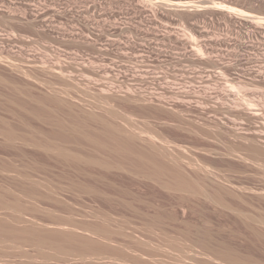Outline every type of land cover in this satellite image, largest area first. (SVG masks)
I'll return each instance as SVG.
<instances>
[{
  "label": "rangeland",
  "instance_id": "rangeland-1",
  "mask_svg": "<svg viewBox=\"0 0 264 264\" xmlns=\"http://www.w3.org/2000/svg\"><path fill=\"white\" fill-rule=\"evenodd\" d=\"M157 1L0 0V264H264V27L250 22L264 21L240 17L264 0ZM104 120L165 144L135 149L167 176L130 172L136 159L104 168L119 158L73 139Z\"/></svg>",
  "mask_w": 264,
  "mask_h": 264
},
{
  "label": "bare ground",
  "instance_id": "bare-ground-1",
  "mask_svg": "<svg viewBox=\"0 0 264 264\" xmlns=\"http://www.w3.org/2000/svg\"><path fill=\"white\" fill-rule=\"evenodd\" d=\"M147 2H154L155 3V0H146ZM161 1H163V4L164 5H170V7L172 6H174L176 9H180L182 12H184V11H186L187 9H189L188 10V12H190V11H197V12H205V9L207 10V9H212V10H222V9H224V8H227V7H224V6H222V5H219V4H216V3H213V7H206V6H204V5H202L203 3H199L198 4V1H194V0H176V1H173V0H171V1H165V0H161ZM159 2H160V0H159ZM158 1H157V3H159ZM160 4H162L161 2H160ZM167 6V7H168ZM231 9V8H230ZM173 10V9H172ZM179 10V11H180ZM204 10V11H203ZM177 12V11H176ZM232 13H235V11H232ZM233 16H235V17H233ZM239 16L240 15H228V16H224V17H229V19L231 18V19H234V18H239ZM242 19L243 18H245V19H256V20H262V21H264V15H251V14H249V13H245V15H243V16H240ZM227 20V19H226ZM247 21V20H246ZM253 25H255V26H257V27H264V22H259V21H256V22H253V21H250ZM197 23V22H196ZM194 23H192V25H193ZM199 24V23H198ZM205 27V26H204ZM194 28V27H193ZM192 28V29H193ZM189 30V29H188ZM200 30H202V29H200ZM204 30V29H203ZM187 31V30H186ZM192 31V30H191ZM199 31V30H198ZM205 32H206V29L204 30ZM194 32V31H193ZM201 32V31H200ZM187 36L188 37H186V38H188V40L187 41H189V42H191V43H194V44H196V46L195 45H193L192 44V48H193V46H194V49H195V54L197 55V56H199V57H205L206 55V53L204 52V49H203V47L201 46V44L200 43H198L199 42V37H197L195 34L196 33H192V32H190V31H187ZM202 33V32H201ZM204 33V32H203ZM200 44V45H199ZM43 68V67H42ZM55 68H60V67H55ZM62 68V67H61ZM61 68L60 69H53V73H55V75L56 74H58L57 76H59V74L60 75H62L61 77H63L64 75V73L63 72H65L63 69H62V71H61ZM52 69V68H51ZM214 71L213 72H216V73H218V74H215V75H218V76H220V77H222L221 79H227L228 78V76H227V73H226V71H224V70H222L220 67H218L217 65H216V63H214ZM220 69V70H219ZM213 70V69H212ZM212 70H210L211 72H212ZM44 71H45V69H44ZM49 71V70H48ZM50 73H52V72H50ZM65 77V76H64ZM69 79V78H68ZM230 79V78H229ZM70 81V80H69ZM227 82V84H229V88L231 87L232 89H233V91L235 90V91H239V87H237L236 85H234V83L232 82V83H228L229 82V80H226ZM231 81V80H230ZM225 83V84H226ZM239 83V82H238ZM238 83H236V84H238ZM79 85V84H78ZM77 85V86H78ZM226 87H228V85L226 86ZM231 88H230V90H231ZM77 89V88H76ZM129 91H132V90H130L129 89ZM232 91V92H233ZM234 91V92H235ZM102 92H104L103 90H102ZM239 93V92H238ZM133 93L132 92H129V94H128V96L130 97L129 99L130 100H132L133 102H135V103H137V104H139V105H141V104H143L144 105V103H143V101H144V99L141 97V95L140 96H138V95H132ZM127 96V95H126ZM127 96V97H128ZM143 96V95H142ZM255 98H253V100L250 98V99H248V98H243L242 100H243V102H241L239 105H241V106H243L244 107V109L246 110V111H250V114H251V117L252 118H254V117H260L261 118V114L260 115H258V114H256L255 112L256 111H258L257 110V107H261V105L263 104V103H260V104H256L255 103V101L256 102H261V99H259V101L258 100H254ZM241 100V101H242ZM131 102V101H130ZM148 104V103H147ZM237 105H238V103H236ZM149 105V104H148ZM258 105H260V106H258ZM156 106V105H155ZM263 106V105H262ZM143 108V107H142ZM154 108V107H153ZM156 108V107H155ZM158 109V108H157ZM254 109H256L255 110V112H253L254 111ZM260 109V108H259ZM110 109H108L106 112L108 113V115L109 116H111L112 118H115V119H118L119 117H117L118 115H116L113 111H109ZM253 110V111H252ZM259 113V112H258ZM254 116V117H253ZM258 117V118H259ZM256 119V118H255ZM104 121H106V120H104ZM107 122V121H106ZM105 122V123H106ZM264 131V130H263ZM260 134V133H259ZM260 136V135H259ZM235 137V136H234ZM73 139H75V140H81V141H85L86 140V143L88 142V144L90 143V144H92L91 146H94L95 148H97V149H100V150H107V151H109L111 154H113V155H115L116 157H118L119 158V160L120 161H117V163L115 164V166H112L113 164H111V163H109V162H104L103 163V167L104 168H112V167H115V168H117V169H121V168H123L124 167V163L126 162V161H134V159H136V160H138L139 161V164H140V166H141V169H140V171L139 170H137V172L136 171H134L133 169H131V168H129V169H131V170H129L130 172H133V173H137V174H140L141 172L142 173H145L146 175H147V177L149 178V179H151V180H154L155 181V179L156 180H158V179H162V177H165V175H166V173H168V172H165L164 170H165V168L163 169L162 167H161V165H159L158 164V162L157 161H155V156H153L152 154H150V153H148V151H145V150H137V149H135V145L137 144V142L138 141H143V143H144V145H145V143H146V145L148 146V147H150V149L149 150H151V151H153V152H155V150L157 151H160L161 153H163L164 154V151L163 150H161V149H163L164 148V150H165V144H162L161 146H159V148L158 147H156L155 148V142L157 141V140H155V136H152V137H150L149 138V140H147V138L145 139L144 138V136H143V133H139V132H137L136 130H135V127L133 126V125H131L130 123H128V127L127 126H122V125H118V124H114V123H110L109 121L107 122V125L103 128V130L101 131V134L100 135H89V136H83V137H79V138H73ZM8 140L10 141V143H11V145L10 146H13L16 142H22V143H24L25 145H29V141H27L28 139H26V138H21V136L19 137V135H15V134H11V135H8ZM253 141H255L256 142V140L254 139ZM159 144V143H158ZM145 145V148H147L148 149V147ZM35 146H39V147H42L46 152H48V153H50V152H54V153H56V154H58V155H64V156H69L67 153H66V151H64V149H61V148H58V147H52L51 145H46V144H38V145H35ZM161 147V148H160ZM235 153H236V150L234 151ZM160 153V154H161ZM71 154V153H70ZM163 154H161V156L163 155ZM74 157H77V156H74ZM163 157H164V155H163ZM167 157V156H166ZM165 158V157H164ZM243 158V157H242ZM166 159V158H165ZM243 160H248L249 161V159H243ZM94 160L93 159H89L88 160V162H93ZM125 161V162H124ZM156 162H157V164H156ZM254 162V161H253ZM255 162H256V160H255ZM254 162V163H255ZM255 165H259V163H257L256 162V164ZM262 167V168H264V164H260L258 167ZM133 167V166H132ZM260 167V168H261ZM126 168V167H125ZM171 173V172H170ZM173 174V173H172ZM179 174V173H178ZM167 176V175H166ZM170 185V184H169ZM188 186H190V184L189 183H182V184H179L178 185V189H184V188H186V187H188ZM192 187L193 188H195V190H196V187H194L193 185H192ZM57 229V228H56ZM59 229H60V227H59ZM25 234H26V232H24ZM24 233H21V234H17V232L15 233V231L14 230H11V231H8L7 232V234L8 235H10V234H12L11 236L12 237H14L15 235L17 236H15L14 238H17V239H20V240H23L24 242H28V241H32V240H35V241H37L39 244H46V242H45V240H43V239H32V238H30V237H26V236H23L24 235ZM23 234V235H22ZM14 235V236H13ZM47 241V240H46ZM47 243H48V241H47ZM54 243H57V242H54ZM57 244H60V242H58ZM56 244V245H57Z\"/></svg>",
  "mask_w": 264,
  "mask_h": 264
},
{
  "label": "built area",
  "instance_id": "built-area-1",
  "mask_svg": "<svg viewBox=\"0 0 264 264\" xmlns=\"http://www.w3.org/2000/svg\"><path fill=\"white\" fill-rule=\"evenodd\" d=\"M263 28V27H262Z\"/></svg>",
  "mask_w": 264,
  "mask_h": 264
}]
</instances>
